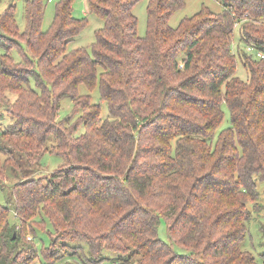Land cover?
Instances as JSON below:
<instances>
[{
  "label": "trees",
  "instance_id": "16d2710c",
  "mask_svg": "<svg viewBox=\"0 0 264 264\" xmlns=\"http://www.w3.org/2000/svg\"><path fill=\"white\" fill-rule=\"evenodd\" d=\"M219 1L220 13L204 6L173 27L186 0H149L141 37L140 0H88L104 26L70 51L89 23L75 0L56 2L46 31V0H25L23 32L15 4L0 13V104L12 118L0 188L22 174L0 203V264H259L243 242L264 216V0ZM81 85L99 86L100 102ZM64 98L74 108L59 118ZM50 138L64 163L25 176ZM40 233L49 244L34 242Z\"/></svg>",
  "mask_w": 264,
  "mask_h": 264
},
{
  "label": "rangeland",
  "instance_id": "374dc122",
  "mask_svg": "<svg viewBox=\"0 0 264 264\" xmlns=\"http://www.w3.org/2000/svg\"><path fill=\"white\" fill-rule=\"evenodd\" d=\"M58 0H46V13L45 18L42 25V30L46 31L49 29L50 25L53 22L54 15H55V5ZM149 0H140L139 3L134 7V14L138 18V34L141 37L146 36L147 33V6ZM11 4H15L17 6V22L21 32L25 30L26 27V2L25 0H1L0 1V13H2L7 7ZM204 6L209 7L215 13H220L223 10V6L219 0H186V6L180 10H178L170 20V25L173 27H177L182 19L186 17H191L198 13ZM73 14L76 18L82 19L84 17H88L89 23L88 26L81 32L80 35L76 36L68 45V51L79 48V47H87L89 48L92 43L95 41V32L96 30L102 28L104 26L103 20H101L95 14H91L88 8V0H75L73 4ZM234 36V49L237 52L238 46L242 49L245 46L240 43L239 34L237 33ZM90 49V48H89ZM3 52L0 49V54ZM16 58H19L15 55ZM237 75L242 80H248L249 74L246 68L241 64L239 61L238 63V72ZM80 94H91L93 98V102L99 103L100 102V94H99V86H97L94 90L90 91L87 89L85 85H81L79 88ZM9 100L12 102L16 99V95L7 93ZM73 102L69 98H64L61 102V108L59 111V118H64L71 115L73 110ZM225 110V121L223 125L219 128L218 131L221 129L228 127L230 125V116L229 110L226 106H224ZM103 114L107 115V108L104 106ZM11 116L7 113L5 106L0 104V128L1 131L6 129L8 123H11ZM84 129L81 128L80 132H83ZM55 140L50 138L47 142L48 151L44 154L42 161L34 165L33 167H28L25 176H34V177H43L47 178L53 173V171L59 168L65 161L63 156L55 155L50 152L53 145H55ZM19 177H22V174H19ZM19 177H17L19 179ZM15 176L12 175L8 176L3 184V188H0V203L6 204V197L8 198L9 193L12 191L13 185L18 181ZM258 190L260 193V202H264V183L258 181ZM12 221L16 222L15 215L12 214ZM264 223V216L259 214H254L253 219L248 224V234L243 242V249L248 250L251 252L256 261L259 264H264V247L261 245L264 235L260 229V224ZM159 236L161 239L168 242L166 237V224L162 221L161 225L159 226ZM41 238L43 242L47 245L49 244V237L47 234L40 233L39 237L34 239L38 245H41ZM179 252H184L181 248L177 247ZM35 264H44L41 260H38ZM107 264V263H105Z\"/></svg>",
  "mask_w": 264,
  "mask_h": 264
},
{
  "label": "built area",
  "instance_id": "2783aa9c",
  "mask_svg": "<svg viewBox=\"0 0 264 264\" xmlns=\"http://www.w3.org/2000/svg\"><path fill=\"white\" fill-rule=\"evenodd\" d=\"M50 1H52V0H50ZM249 50L253 51L254 49L253 48H249ZM256 53H257V56L259 58H263L264 59V54L263 53H260V52H256Z\"/></svg>",
  "mask_w": 264,
  "mask_h": 264
}]
</instances>
